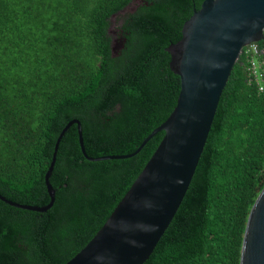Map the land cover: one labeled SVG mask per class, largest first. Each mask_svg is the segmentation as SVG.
Segmentation results:
<instances>
[{
	"label": "trees",
	"instance_id": "16d2710c",
	"mask_svg": "<svg viewBox=\"0 0 264 264\" xmlns=\"http://www.w3.org/2000/svg\"><path fill=\"white\" fill-rule=\"evenodd\" d=\"M203 1L0 0V193L23 204L50 202L45 175L74 118L89 155L136 151L177 103L180 77L166 48ZM114 38L124 43L116 55ZM248 64L242 54L190 187L144 264L241 263L250 211L264 188V90ZM164 134L131 157L92 161L72 125L50 177L53 206L40 212L0 199V264L68 262L106 222Z\"/></svg>",
	"mask_w": 264,
	"mask_h": 264
},
{
	"label": "water",
	"instance_id": "95a60500",
	"mask_svg": "<svg viewBox=\"0 0 264 264\" xmlns=\"http://www.w3.org/2000/svg\"><path fill=\"white\" fill-rule=\"evenodd\" d=\"M127 8L122 10L125 13ZM111 33H115L110 30ZM264 39V0H204L184 22L182 37L166 50L180 77L177 103L138 149L129 154H88L82 122L71 119L60 132L45 175L46 205L23 204L0 193L4 202L34 211L50 209L56 189L50 181L66 131L77 125L82 152L89 160L137 154L158 132L165 134L129 190L93 238L65 264H144L175 217L190 187L218 105L245 45ZM124 43L113 40V55ZM240 264H264V188L248 218Z\"/></svg>",
	"mask_w": 264,
	"mask_h": 264
},
{
	"label": "built area",
	"instance_id": "2783aa9c",
	"mask_svg": "<svg viewBox=\"0 0 264 264\" xmlns=\"http://www.w3.org/2000/svg\"><path fill=\"white\" fill-rule=\"evenodd\" d=\"M242 54H245L249 64L250 79L254 80L260 91L264 90V48L259 42H251L244 46Z\"/></svg>",
	"mask_w": 264,
	"mask_h": 264
}]
</instances>
